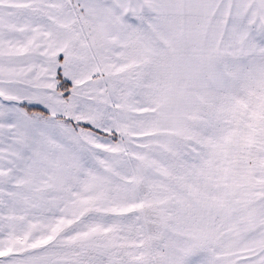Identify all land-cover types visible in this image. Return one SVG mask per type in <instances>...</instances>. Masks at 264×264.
I'll list each match as a JSON object with an SVG mask.
<instances>
[{"label":"snow or ice","instance_id":"6c2138e0","mask_svg":"<svg viewBox=\"0 0 264 264\" xmlns=\"http://www.w3.org/2000/svg\"><path fill=\"white\" fill-rule=\"evenodd\" d=\"M0 264H264V0H0Z\"/></svg>","mask_w":264,"mask_h":264}]
</instances>
